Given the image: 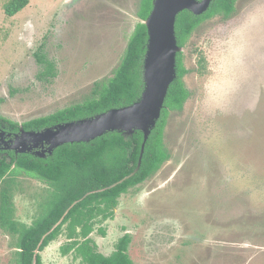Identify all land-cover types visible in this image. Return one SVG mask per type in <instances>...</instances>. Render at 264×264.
<instances>
[{
  "label": "rangeland",
  "instance_id": "obj_1",
  "mask_svg": "<svg viewBox=\"0 0 264 264\" xmlns=\"http://www.w3.org/2000/svg\"><path fill=\"white\" fill-rule=\"evenodd\" d=\"M10 1L0 0V117L20 124L91 98L141 22V0H29L12 17ZM181 53L190 96L169 112V159L119 198L115 216L98 217L89 237L110 255L129 233L134 264H264V0H239L230 17L202 22ZM27 145L51 152L50 142ZM14 187L13 218L31 225L51 187L26 172ZM67 242L64 231L43 264H80L62 254ZM17 251V234L0 224V264H16Z\"/></svg>",
  "mask_w": 264,
  "mask_h": 264
},
{
  "label": "trees",
  "instance_id": "obj_2",
  "mask_svg": "<svg viewBox=\"0 0 264 264\" xmlns=\"http://www.w3.org/2000/svg\"><path fill=\"white\" fill-rule=\"evenodd\" d=\"M238 1L212 0L209 9L201 15H195L189 10L182 11L176 22L179 46L186 44L192 32L202 22L217 15L230 17L235 12ZM28 3L29 0H11L6 5L5 12L12 17ZM152 8L153 0H141L138 12L141 22L137 23L130 36L120 65L106 84H96L91 98L23 125L11 123L15 126L14 130L22 128L41 131L56 124L92 117L138 101L144 89V57L148 43V29L142 20L148 18ZM36 55L39 62L47 64L44 74L53 76V64L44 62L43 53ZM204 61L202 56L200 63ZM187 72L183 54L179 52L177 78L169 88L161 117L145 143L141 166L137 171L144 142V134L140 130H135L131 135L109 131L89 142L66 143L44 158L30 153L18 156L10 153L5 157L0 155V224L17 234L16 264H33L35 250L46 235L36 260V264H43L41 253L64 231L68 242L61 246L62 254L73 252L80 259V264H134L129 255L130 234L119 238L110 255L100 252L89 236L98 217H113L119 198L129 189L144 183L168 161L164 131L169 112L182 110L190 96L183 80ZM19 172H26L51 187L49 202L31 225L18 223L13 218L14 206L11 199L15 191V175ZM114 184L116 185L113 186ZM61 219V223L51 231ZM101 232L104 234V231Z\"/></svg>",
  "mask_w": 264,
  "mask_h": 264
},
{
  "label": "water",
  "instance_id": "obj_3",
  "mask_svg": "<svg viewBox=\"0 0 264 264\" xmlns=\"http://www.w3.org/2000/svg\"><path fill=\"white\" fill-rule=\"evenodd\" d=\"M211 2L212 0H153L150 15L142 20L148 29V43L144 57V89L139 100L129 106L114 108L41 131L22 130L23 142L16 141V153L29 151L31 147L27 145L28 142H33L34 147L44 141L50 142L52 152L63 144L89 142L109 131L131 135L135 130H140L144 134V142L137 171L141 166L145 143L161 117L169 88L177 78V54L183 50L176 36L177 16L184 10H189L195 15L204 14ZM45 236L35 250L33 264H36L39 247Z\"/></svg>",
  "mask_w": 264,
  "mask_h": 264
},
{
  "label": "flooded vegetation",
  "instance_id": "obj_4",
  "mask_svg": "<svg viewBox=\"0 0 264 264\" xmlns=\"http://www.w3.org/2000/svg\"><path fill=\"white\" fill-rule=\"evenodd\" d=\"M11 123H16V122H14L12 120H8V119H4V118H1L0 117V155L3 156V157H5V156H9L10 153H13L14 156H18L19 154L30 153L32 155L38 156V155H36V154L33 153L35 149H33L31 151H26L25 153H18V154L16 153V149L14 148V145H15V142L18 140V138L20 136H22V130H24V129L20 128L19 131H15L14 130L15 129V126H13ZM16 124L23 125L24 123H21V124L20 123H16ZM56 125H58V124H56ZM56 125H54V126H56ZM54 126H51V127H54ZM48 128H50V127H48ZM24 131H31V130H24ZM46 144H47L46 141L42 142L41 143V148H44L46 146ZM29 145L31 146V144H29ZM53 151L50 152L49 155H51L53 153ZM8 158H10V157H8ZM114 216H115V212H114ZM125 234H129V233H125ZM95 244H96V242H95ZM97 248H98V245H97ZM98 250H99V248H98Z\"/></svg>",
  "mask_w": 264,
  "mask_h": 264
}]
</instances>
